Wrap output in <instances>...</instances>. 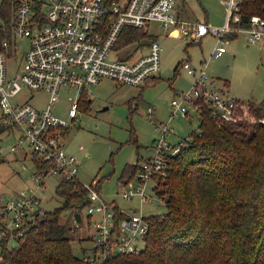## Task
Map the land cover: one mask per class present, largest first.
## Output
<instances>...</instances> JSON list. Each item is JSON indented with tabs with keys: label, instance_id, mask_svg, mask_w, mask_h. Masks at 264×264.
Returning <instances> with one entry per match:
<instances>
[{
	"label": "built area",
	"instance_id": "2783aa9c",
	"mask_svg": "<svg viewBox=\"0 0 264 264\" xmlns=\"http://www.w3.org/2000/svg\"><path fill=\"white\" fill-rule=\"evenodd\" d=\"M220 1L226 18L216 27L178 17L176 0H0V135L13 138L2 147L0 144V159L6 149L20 152L22 159L28 158L34 166L31 178L40 184L46 176L57 175L59 180L78 182L84 188L81 208L93 230L80 264H107L117 255L142 248L150 222L141 205L153 200L149 180L163 174L168 157L183 145L181 139L175 144L168 141L169 135L176 134L170 126L174 117H187L189 108L199 114L201 104H206L217 124L240 119L238 99L228 92L225 83L218 86L217 80L208 76L206 60L199 66L190 59L181 61V67L192 76V85L175 92L167 120L156 124L159 135L152 141L151 154L137 160L133 176L121 183V199L137 197L139 201L140 208L129 212L115 198L108 201L101 196L98 179L89 183L79 180V162L61 141L65 130L74 124L81 95L90 93L89 87L101 80L139 87L157 75L162 49L155 39L145 43L146 51L135 57L110 56L124 27L149 35L150 26L156 23L168 35L194 42L211 33L218 37L214 57L226 51L229 35L238 32L247 33L249 43L264 46V19L252 15L248 27L233 25L240 19L239 0ZM16 37L25 40L24 47ZM14 56V66L9 70L6 60ZM63 87L75 88L74 95L68 94L65 99L70 121L60 118L53 109ZM23 89L31 96L20 99ZM34 92L46 95L43 104L30 102ZM41 201L36 189L28 187L0 202V264L2 251L16 247L46 211Z\"/></svg>",
	"mask_w": 264,
	"mask_h": 264
},
{
	"label": "trees",
	"instance_id": "16d2710c",
	"mask_svg": "<svg viewBox=\"0 0 264 264\" xmlns=\"http://www.w3.org/2000/svg\"><path fill=\"white\" fill-rule=\"evenodd\" d=\"M237 13L233 25L246 28L252 15L264 19V0H239ZM144 35L124 27L117 41L124 45ZM249 109L251 121L217 124L201 104L198 129L154 178L164 210L147 215L142 248L107 264H264V98ZM135 169L128 164L120 180L128 181ZM55 191L62 206L38 216L16 247L2 251L1 264L81 263L66 236L70 226L59 223L58 214L82 209L86 192L69 180H60Z\"/></svg>",
	"mask_w": 264,
	"mask_h": 264
},
{
	"label": "rangeland",
	"instance_id": "374dc122",
	"mask_svg": "<svg viewBox=\"0 0 264 264\" xmlns=\"http://www.w3.org/2000/svg\"><path fill=\"white\" fill-rule=\"evenodd\" d=\"M176 1L185 3L187 15L193 20L200 22L206 20L209 25L216 27L225 21V8L220 0ZM151 28L154 29V26ZM149 40L151 37L146 34L124 45L118 44L117 41L111 49L110 56L123 59L139 51V48ZM156 40L162 49L160 77L157 82L153 85H142L144 88L141 92L140 86L117 84L108 80L89 87L91 94L81 95L74 124L65 130V136H61L64 148L79 162L77 172L79 180L89 183L93 179H100L101 196L108 201L115 198L118 205L129 212L133 208H140L138 198L122 200L120 197L122 185L117 183V178L123 176L122 171L129 163H136L137 159H144L151 154L152 141L159 135L156 124L158 121L167 120L170 101L175 92L186 91L192 85L193 79L185 69L180 67L174 70L177 62L190 58L192 63L199 64V61L206 60L208 76L217 78L218 86L227 82L228 92L245 100L240 101L238 106L241 120L251 121L254 115L250 112V106L256 105L264 98V47L258 43H249L247 33L238 32L234 38H229L225 44L226 51L219 57L212 56L218 37L211 33L196 42L173 36L159 37ZM18 43L21 47L26 44L24 39L19 38ZM15 57L6 60L9 70L14 66ZM74 93V87H63L60 90V101L53 107L55 114L60 118L70 121L66 114L68 103L65 99L68 94ZM32 94L31 103L36 105L44 103V93ZM28 95L31 96V92L23 89L19 98ZM87 97L91 98V102ZM189 110L187 117L176 116L172 119L170 126L176 129V134L168 136L170 143L175 144V141L186 138L191 131L198 129V113L191 108ZM0 137L1 147L13 140L12 136L5 133ZM33 171L34 166L28 158L22 159L20 152H10L6 149L0 160V202L11 198L21 188L31 187L36 189L41 197L40 206L43 209L51 211L60 208L63 199L55 191L60 177L46 176L44 183L40 184L31 178ZM149 184L153 187L151 193L153 200L141 205L142 212L160 213L164 206L154 189L157 181L149 180ZM73 212L70 207L63 209L58 214V222L70 226L66 236H69L73 253L81 258L85 246L90 244L88 235L93 228L86 222L85 209H80L83 224L74 223Z\"/></svg>",
	"mask_w": 264,
	"mask_h": 264
},
{
	"label": "crops",
	"instance_id": "0c3cea01",
	"mask_svg": "<svg viewBox=\"0 0 264 264\" xmlns=\"http://www.w3.org/2000/svg\"><path fill=\"white\" fill-rule=\"evenodd\" d=\"M199 3L200 4H202V2L201 1H199ZM222 3V2H221ZM186 5H187V3H186ZM206 10V9H205ZM206 13H207V11H206ZM176 14L178 15V17H180V18H183V19H190V20H193V19H191L190 17H188V15H187V10H186V7H185V3L182 1L181 3H179L178 1H177V10H176ZM194 21H198V20H194ZM198 22H200V21H198ZM204 22H207L206 20L204 21ZM154 26V29H152L151 27H153ZM161 28H160V26L158 25V24H152L151 26H150V30H151V34H149V36L151 37V39H155L156 40V38H159V37H171V36H173V37H177V38H179L178 36H174V35H168L167 33H165V32H163L162 30H160ZM160 30V31H159ZM161 32V33H160ZM192 42H194V41H192ZM148 43V42H147ZM264 47V46H263ZM140 50L139 51H137V52H135V53H131L130 55H129V57H135V56H137V55H140L142 52H145L146 51V47H145V45L144 46H142V47H140L139 48ZM162 51V50H161ZM188 59H190V58H188ZM188 59H186V60H188ZM185 60V59H184ZM191 61V60H190ZM181 62V61H180ZM180 62H177L176 63V65H175V67H174V70L176 71L177 69H180V67H181V64H180ZM200 62H203L202 60L201 61H199V64H195L196 66H199L201 63ZM161 67V66H160ZM182 68V67H181ZM159 71H160V69H159ZM159 71H158V73H157V75L155 76V77H153V78H150L147 82H145V83H143V84H141V86L142 85H145V86H147V85H153L155 82H157V79H159V77H160V73H159ZM190 75V77H192L191 76V74H189ZM210 78H214V77H211V76H209ZM214 79H216L217 80V78H214ZM101 81H103V80H101ZM101 81H99V83H101ZM99 83H97V84H99ZM225 83V85L227 84V82H224ZM96 85V84H95ZM94 85V86H95ZM140 86V89L141 90H139L140 92L142 91V88H144V86L143 87H141ZM89 92H90V94H91V91L89 90ZM45 95V94H44ZM45 97H46V95H45ZM88 98V101L89 102H91V98H89V97H87ZM235 98H237L238 99V101L240 102H245V100H241V99H239L238 97H235ZM246 101H251L252 102V100H246ZM154 120H156L155 119V117H154ZM158 122H160V121H158ZM65 134V133H64ZM63 134V136H65ZM62 142H63V140H62ZM64 144V143H63ZM137 160H140V159H137ZM130 164V163H129ZM124 170V169H123ZM99 180V188H100V179H98ZM117 183L118 184H121V183H124V182H122L121 180H120V177H118L117 178ZM88 246H90V244L89 245H86L85 247H88Z\"/></svg>",
	"mask_w": 264,
	"mask_h": 264
},
{
	"label": "water",
	"instance_id": "95a60500",
	"mask_svg": "<svg viewBox=\"0 0 264 264\" xmlns=\"http://www.w3.org/2000/svg\"><path fill=\"white\" fill-rule=\"evenodd\" d=\"M73 219L76 223L81 224V216L79 212L73 213Z\"/></svg>",
	"mask_w": 264,
	"mask_h": 264
}]
</instances>
